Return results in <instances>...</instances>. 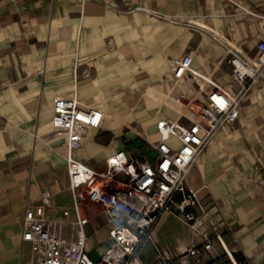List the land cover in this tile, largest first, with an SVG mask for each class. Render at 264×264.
Returning a JSON list of instances; mask_svg holds the SVG:
<instances>
[{
    "label": "crops",
    "instance_id": "crops-1",
    "mask_svg": "<svg viewBox=\"0 0 264 264\" xmlns=\"http://www.w3.org/2000/svg\"><path fill=\"white\" fill-rule=\"evenodd\" d=\"M147 11L161 13L165 17L161 21L170 25L160 33L168 38L167 44L173 43L171 54L158 60L161 70L191 49L194 66L213 71L224 85L215 72L229 64L225 59L228 50L254 56L258 39L264 38V0H0V264L30 260L31 243L22 239L23 215L44 190L53 194L54 216H61L62 208L73 204L70 189L66 191L65 146L62 138L51 135V116L53 98L68 95L66 87L77 89L71 73L78 49L83 43L90 47L105 38L114 40L115 35L131 29L132 23L140 22L139 31H146ZM180 20L195 27L182 28ZM200 28L221 41L217 47L205 37L195 39L194 30L203 31ZM131 45L138 51L145 44L138 39L131 40ZM122 57L116 52L104 63L123 71L128 60L118 61ZM99 83V79L93 81ZM118 86L86 99L116 115L109 107L116 105L110 96ZM174 86L177 91L187 87L183 82ZM249 89L243 97L248 102L240 106L235 122L239 124L220 127L188 174V184L204 208V212L197 211L207 219L203 226L217 222L227 248L216 242L222 254L211 264H242L236 254L248 264H264V78H257ZM161 106L173 108L166 101ZM120 127L115 123L113 132L101 133V145L93 142L98 132L90 129L76 157L96 165L110 152L127 148ZM132 130L149 140L157 137L146 126L142 132ZM227 151L230 154L224 158ZM65 193L72 202H60ZM86 227L87 248L93 253V234L101 233L105 241L103 214H98L97 224L91 219ZM152 234L161 247L184 248L201 240L189 225L180 226L169 210L162 213ZM98 250L100 254L102 248ZM154 257L153 242L148 240L145 262Z\"/></svg>",
    "mask_w": 264,
    "mask_h": 264
},
{
    "label": "built area",
    "instance_id": "built-area-1",
    "mask_svg": "<svg viewBox=\"0 0 264 264\" xmlns=\"http://www.w3.org/2000/svg\"><path fill=\"white\" fill-rule=\"evenodd\" d=\"M263 27H264V15ZM254 56L233 48L224 57L231 65L232 84H222L214 72L194 66V50H186L171 61L174 84L187 85L174 96L183 111L176 116H158L157 137L149 140L151 157L124 148L110 152L99 164L77 158L75 151L87 141L90 129L98 133L93 142L101 145V133L113 132L117 121L109 110L84 104L76 95H57L52 101L51 135L65 146L68 187L73 204L54 216L53 194L44 190L41 199L27 206L22 220V239L31 243V258L25 264H211L227 249L217 222L203 226L207 219L197 211L204 208L188 184V174L216 131L240 117V102L257 78H264V38L256 43ZM190 111L196 118L191 117ZM99 203L104 216L107 245L96 257L87 248L83 200ZM178 208L185 222L201 240L184 248L161 247L153 229L162 213ZM98 231L97 228L94 229ZM152 240L155 257L146 263L144 246Z\"/></svg>",
    "mask_w": 264,
    "mask_h": 264
},
{
    "label": "rangeland",
    "instance_id": "rangeland-1",
    "mask_svg": "<svg viewBox=\"0 0 264 264\" xmlns=\"http://www.w3.org/2000/svg\"><path fill=\"white\" fill-rule=\"evenodd\" d=\"M132 11L133 10H130V12ZM147 12L146 31H139L141 28L139 25L140 22H137L135 24L132 23L131 29L115 35L114 40L110 37L105 38V40L94 43L90 47H85V43H83L82 47L78 49L79 55L74 59L71 73V76L74 77L77 89H75L74 92V90L66 87L65 93L68 95L76 94L80 102L91 104L92 100H87V96L91 97L119 84V88L116 87L112 89L110 96L114 99L116 105L109 108L116 113L117 126L120 124V128L123 130L121 139L126 140L124 142L127 149L135 152H139L138 149H141L146 153L147 157L150 158L152 155L151 145L145 141L139 133H136L132 129L142 132L146 126L148 130L153 131L155 130V120L146 125L145 122L147 123L150 119L163 115L174 117L179 112L183 111V109L174 99L177 90L171 78V65L168 64L161 70L158 63V60L163 58L165 54H171L169 46H172L173 43L171 45L167 44L168 38L160 34L164 31L163 29H166L170 25L161 21L165 18L161 13L153 11ZM150 15H156L157 18L151 17ZM179 22L182 28L184 26L195 27L191 23L188 25L186 21L180 20ZM200 30L203 31L194 30L195 39L205 37L211 41L213 47H217L216 44L221 42L218 38L214 37L211 32L204 31V29L201 28ZM138 39L143 41L145 45L143 48L135 51L131 45V40ZM116 52H121L123 54V57L118 58V61L122 59L128 60L126 70L121 71L117 67L109 68L106 66V63H104ZM230 71V65L227 64L224 65V69L220 67L215 73L225 84L231 83L232 86L235 87ZM95 79H99L100 81L98 86L93 84ZM90 83L93 84V86H91ZM163 101L170 102L173 108L168 110L163 108L161 106ZM247 102V98L242 100L240 106ZM253 115L254 114L251 113V116ZM238 124L239 121L229 126L234 128V126ZM223 126H227V124ZM105 140L106 139H104V141ZM228 154H230V151L225 152L223 157L226 158ZM66 191L69 193V188H67ZM68 193L60 197L61 203L72 202L71 195ZM199 198L201 199L200 196ZM83 203L81 207L82 215L91 217L93 223L97 224L98 214H100L101 209L100 204H90L85 199ZM170 212L174 215L180 226L184 225L188 227L183 213L178 208L174 207ZM91 242L93 244V253H91L93 257L99 255V247L103 250L107 245V242L103 241L101 233L93 234Z\"/></svg>",
    "mask_w": 264,
    "mask_h": 264
},
{
    "label": "trees",
    "instance_id": "trees-1",
    "mask_svg": "<svg viewBox=\"0 0 264 264\" xmlns=\"http://www.w3.org/2000/svg\"><path fill=\"white\" fill-rule=\"evenodd\" d=\"M235 256H236V258H237L239 261L242 262V264H248V262L245 260V258L242 257L240 254H236Z\"/></svg>",
    "mask_w": 264,
    "mask_h": 264
},
{
    "label": "bare ground",
    "instance_id": "bare-ground-1",
    "mask_svg": "<svg viewBox=\"0 0 264 264\" xmlns=\"http://www.w3.org/2000/svg\"><path fill=\"white\" fill-rule=\"evenodd\" d=\"M186 112H187L191 117L196 118L195 115H194L193 113H191L190 111H186ZM213 139H214V136L212 137L210 143L213 141Z\"/></svg>",
    "mask_w": 264,
    "mask_h": 264
}]
</instances>
